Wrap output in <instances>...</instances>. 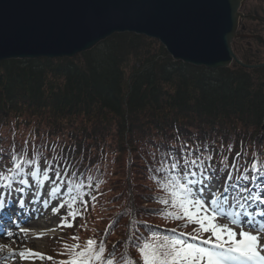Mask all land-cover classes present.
Here are the masks:
<instances>
[{
	"label": "trees",
	"instance_id": "1",
	"mask_svg": "<svg viewBox=\"0 0 264 264\" xmlns=\"http://www.w3.org/2000/svg\"><path fill=\"white\" fill-rule=\"evenodd\" d=\"M240 59L261 65L264 51L243 46ZM181 156H211L206 171L232 185L264 184L252 168L264 170V67L197 68L130 33L73 59L0 63V163L10 172L45 161L82 210L87 239L64 230L58 255L94 239L114 264H142L139 247L154 235L193 233L162 202L170 160Z\"/></svg>",
	"mask_w": 264,
	"mask_h": 264
},
{
	"label": "water",
	"instance_id": "2",
	"mask_svg": "<svg viewBox=\"0 0 264 264\" xmlns=\"http://www.w3.org/2000/svg\"><path fill=\"white\" fill-rule=\"evenodd\" d=\"M246 0H0V63L73 59L115 34L159 41L175 61L217 70L234 62Z\"/></svg>",
	"mask_w": 264,
	"mask_h": 264
},
{
	"label": "snow or ice",
	"instance_id": "3",
	"mask_svg": "<svg viewBox=\"0 0 264 264\" xmlns=\"http://www.w3.org/2000/svg\"><path fill=\"white\" fill-rule=\"evenodd\" d=\"M205 159L211 160L212 157L197 156L189 159L181 156L178 159H171L168 169L170 175L165 179L162 189L168 193L169 199L162 202L171 204L177 209L174 214L177 219L187 218L189 222L197 223L201 232L210 233L207 239L201 240V244L207 247L181 239L183 233L172 237L154 235L151 242L145 241L139 247L142 264H264V243L261 242L264 238V221L258 225L254 224L252 213L247 211L249 201H259L264 204V194H252L246 185L236 184L232 186L235 203H231L228 199L229 187H223L222 191H213L212 175L206 171ZM252 168L253 171H259L264 175V170L258 169L255 164ZM15 170L22 171L20 163H15ZM9 171L13 169L10 168ZM30 175L36 177L38 171H30ZM59 175L60 173H57V177ZM4 179L7 180L8 177L4 176ZM238 179L247 181L249 177L241 175ZM252 179L254 180L255 177ZM20 183L28 182L20 180ZM64 183L65 187H68L67 183ZM0 187H11V185L5 184ZM58 191V188H53L52 194ZM69 191L71 192V189ZM71 199L76 200L77 197ZM223 205L238 210L225 211ZM2 206L3 203L0 202V207ZM67 207L71 208L72 203H69ZM259 214L264 216V212ZM69 215L74 213L70 212ZM217 219L229 220L232 227H229V224L218 225L215 223ZM245 224L248 225V230H245ZM67 226L71 227V224ZM234 228H239L240 239H237ZM22 231L27 232V229ZM172 231L175 232V229ZM73 238L76 239V237ZM197 238V236L191 237L192 240ZM105 253L106 247L102 242L97 245L96 240L89 239L84 246H73L68 252L70 258L60 261V264H114V259L111 258L113 253H108L107 256ZM19 255L21 258H26V255L35 257L39 254L21 252ZM126 264H133V262L128 261Z\"/></svg>",
	"mask_w": 264,
	"mask_h": 264
},
{
	"label": "rangeland",
	"instance_id": "4",
	"mask_svg": "<svg viewBox=\"0 0 264 264\" xmlns=\"http://www.w3.org/2000/svg\"><path fill=\"white\" fill-rule=\"evenodd\" d=\"M258 4H260L259 0H246L245 4L243 5V7L241 8L240 11L243 13L246 6H247L246 11H248L251 8H253L254 6H257ZM259 16L261 18H264V7L260 10ZM244 18L245 17H243V19L241 18L240 22H243L245 20ZM244 23H246V22L244 21ZM240 25L241 24H239V26ZM247 25H249V27L252 25L255 28L261 29L259 27V24L255 23V22L247 21ZM243 46L246 47L245 44ZM237 49H239V48H237ZM257 49H258V46H257ZM234 52L240 57L239 51L236 52V50L234 49ZM115 178L116 177L113 178V181H115L114 180ZM119 183H120V181L116 182V184H119ZM211 183L213 186V191L219 190V189H217V187L219 188V183L217 181L211 182ZM53 188H58L59 191L56 194H52ZM45 191L48 192L49 207L44 210V213L38 219L36 216L30 217L29 206L26 205L25 209H21V205L18 204L19 195H17V193L13 192L14 197L11 198L12 200H8V199L6 200L7 207H8L9 203L12 204V206L10 208H8L9 210L7 209V211H10V218L11 219L14 218L15 213L17 214V218L30 219L29 228H28L29 233L27 232L24 234L25 240H27V244L24 245V247L21 249V251L17 250L16 248H12L13 255L17 254V257L15 258L17 261L15 264H46L44 262L45 258L48 255H51L50 253H53L54 236L58 235L59 231L61 230L60 224H63V222L70 221L69 223H71V227L73 228V230H75V231L72 230V232L68 233V236L70 238L74 239L73 237L76 236V239L78 240V242L80 240L87 239L88 230L85 229V227H84L80 231V229L78 227V225L81 224V219H74V218L72 219L73 215H70V218L68 220H66V221L63 220L64 217L69 216L68 210H67V208H65V205L63 203L65 197L67 196L68 191L66 192V188L62 184H60L59 181H57L54 174L47 176L43 183L34 184L32 187V190L31 189L27 190V194H28L29 198H32V200L34 201V200H36V198L38 199L39 195ZM220 191H222V190H220ZM116 193L118 194V192H116ZM256 193H259V192L255 191L253 194H256ZM229 201L233 204L235 203L234 198L230 199ZM61 205H64V206L61 207ZM39 206H40V204L39 205L35 204L34 209H41V207H43V205H41V207H39ZM223 207H224L225 211H236L237 210L236 208H229L228 205H223ZM20 216H23V217H20ZM2 220H0V226H2L1 225L3 223ZM49 220H50L49 227L45 230L39 229V228L37 229V227H34V228L32 227L37 221L43 223V222H46ZM13 222H16V219H13ZM215 223H217L220 226H222L224 224H229V227H232L229 220H226V219H217L215 221ZM94 226H95V224L93 225V227ZM25 227L26 226L20 225V228H18L16 230L18 231V233H19V231L24 233V231H22V229H25ZM31 227H32V229H30ZM63 227H64V225H63ZM33 229H34V231H33ZM234 230L237 232V239H240V237L238 235L239 228H234ZM245 230H248V228L245 227ZM12 231L13 230L9 227H7L4 230V232H6V235H8ZM72 234H73V237H71ZM13 242L17 243L14 240H13ZM261 242L264 243V238H262ZM16 246L18 247V244ZM20 246H22V245H20ZM21 252H24L26 254H29L30 252H35V253H38L39 255L35 256V257H33L32 255H26V258H21L19 255Z\"/></svg>",
	"mask_w": 264,
	"mask_h": 264
},
{
	"label": "flooded vegetation",
	"instance_id": "5",
	"mask_svg": "<svg viewBox=\"0 0 264 264\" xmlns=\"http://www.w3.org/2000/svg\"><path fill=\"white\" fill-rule=\"evenodd\" d=\"M260 4L257 6H254L250 10L246 11L247 6L245 7L243 11L244 15V21L246 23L241 22V26L238 32V35H240L239 38L235 41V50L236 52H240L239 55H241V52L243 50V45L245 44L249 48H253L258 51V49L261 51H264V18H261L259 16L260 10L264 7V0H259ZM255 22L259 24V27L261 29L255 28L254 26L247 25V21ZM258 27V26H257ZM244 36H250L251 39L241 38ZM257 44V45H256ZM258 46V49H257ZM239 48V49H237Z\"/></svg>",
	"mask_w": 264,
	"mask_h": 264
},
{
	"label": "bare ground",
	"instance_id": "6",
	"mask_svg": "<svg viewBox=\"0 0 264 264\" xmlns=\"http://www.w3.org/2000/svg\"><path fill=\"white\" fill-rule=\"evenodd\" d=\"M39 197H40V199H39L40 202L38 200L33 201L32 199H27V201H28L27 206H29L30 217L36 216V215H39V217L42 216V214L44 213V210L49 207L48 192L45 191V192H43V194L41 193ZM36 203L38 205L40 204L39 207H41V205H43V207H41V209H34V205ZM26 222H29V221L25 220L22 222L20 221L19 223H26ZM49 222H50V220L43 222V223L37 221L34 224V226H32V227H37V229L39 228V229L45 230L49 227ZM28 227H29V225H28ZM8 239H11V240L0 239V248L1 247L7 248V250H5V251L0 249V257L5 256L6 259H10V261H11L13 259V253H12L11 249L16 248L17 250L21 251V249L24 247V245L27 244V240H25L24 235H21V234L16 233V232L11 234L10 237H8ZM13 240L16 241L17 243L13 242ZM17 244H18V247L16 246ZM20 245H22V246H20ZM1 251H3V254H1Z\"/></svg>",
	"mask_w": 264,
	"mask_h": 264
}]
</instances>
